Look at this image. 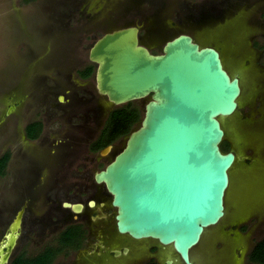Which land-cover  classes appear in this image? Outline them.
I'll use <instances>...</instances> for the list:
<instances>
[{
	"label": "rangeland",
	"instance_id": "1",
	"mask_svg": "<svg viewBox=\"0 0 264 264\" xmlns=\"http://www.w3.org/2000/svg\"><path fill=\"white\" fill-rule=\"evenodd\" d=\"M201 14L210 18L201 21ZM133 25L140 27L142 42L156 54L182 33L201 45L218 47L228 71L242 82L240 109L225 121L226 141L230 151L248 159L233 172L225 219L206 232L202 244L192 250V259L209 264L208 256L218 249L221 259L235 260L240 251L245 257L264 239V0H0V157L8 152L12 159L0 177V242L19 202L39 197L46 172L38 153L50 145L27 143L24 127L39 120L46 139L70 141L65 148L55 146L58 152L70 153L62 156L63 162L74 163H60L59 175L91 162L95 156H88L92 139L87 138L103 128L100 124L115 107L105 97L88 100L85 91L97 92L95 76L82 82L74 69L80 61L89 63L91 48L105 33ZM60 96L65 97L62 104ZM149 100L133 103L145 114ZM15 102L16 108L6 115ZM127 137L114 144L107 162L122 151ZM16 149L26 156L17 155ZM49 182V187L58 183L53 178ZM241 222L234 233L230 226ZM32 238L19 242L12 260L41 252L56 244L57 237L47 232ZM170 249H164V255L180 261ZM74 259L61 255L54 264H73Z\"/></svg>",
	"mask_w": 264,
	"mask_h": 264
},
{
	"label": "water",
	"instance_id": "2",
	"mask_svg": "<svg viewBox=\"0 0 264 264\" xmlns=\"http://www.w3.org/2000/svg\"><path fill=\"white\" fill-rule=\"evenodd\" d=\"M89 59L97 68V93L109 105L150 98L141 126L96 174L117 209L118 232L156 240L184 264H195L192 250L225 219L233 172L248 159L222 150L229 138L225 121L240 109V78L228 71L217 47L201 45L188 33L167 41L161 54L151 53L136 25L104 34ZM64 207L76 213L83 209L81 204ZM25 213V208L16 213L0 242V264L12 261Z\"/></svg>",
	"mask_w": 264,
	"mask_h": 264
},
{
	"label": "flooded vegetation",
	"instance_id": "3",
	"mask_svg": "<svg viewBox=\"0 0 264 264\" xmlns=\"http://www.w3.org/2000/svg\"><path fill=\"white\" fill-rule=\"evenodd\" d=\"M198 18H204L201 20L203 21L207 19L208 16L201 14V16ZM194 40L198 42L195 38ZM142 44L146 46L151 51V53L155 54L151 46L144 42H142ZM218 50L220 51V49ZM76 65L77 64L75 63V66ZM89 66L94 67V73L89 78H83L82 72H84ZM95 69H97L96 65L93 64L89 59L88 64L84 63V61H80L74 70L77 72V77L80 81L89 82L93 76H95L96 79ZM96 93L94 94L93 91L89 90L85 91V94L88 95L86 96L88 100H96L97 102L98 99L101 101V98L103 97L99 95V93ZM60 97H58V101L62 104L65 101V97L63 96V102L60 101ZM17 104L18 103L15 102V104H11L9 108L12 106L16 108ZM51 106L53 108L55 107L53 104H51ZM8 114L9 111H7L6 115ZM108 116L104 118L102 124L99 123L100 125H103V128ZM35 123L41 124V131L38 133V136L35 139H32L28 134V126ZM24 128V138L27 143H41L43 146L45 144H49L50 147L47 145L48 148H44V150H41L38 153L41 161L40 163L46 165V172H44V175L41 178L43 188L40 187L39 189L38 187L36 190L37 195L39 189V197L37 195L35 198H26L24 201H20L18 204V210L16 213L22 208L26 209L22 235L19 240L20 244L23 241L26 242L30 239L32 240V236L34 234L41 236L43 233L46 234L49 232L51 235L55 234L57 237L55 242L56 244L52 245L51 247L54 249L61 248L63 250L62 253H60L62 256L72 255V257L75 258L73 264H184L180 257H178L180 259L179 262L177 258H167V256L164 255L165 251H163L166 248L160 245L156 240H136L128 234H120L118 232L116 220L117 209L112 206V200L109 202L107 199V196L111 195L105 185L97 184L96 182V174L104 170L112 161L111 160L107 162V157L111 154L115 144H112V150L105 157L101 155V151L105 148L99 150L98 152L92 150V144L98 139L103 128H101V130L95 134L92 133L89 138H87L88 140L92 139L91 145L89 146L90 154L88 156H91V154L95 156L90 160L91 162H89V160V163L83 161L77 165V168L74 172L71 171L70 174H68L69 170L68 172L63 171L62 176L59 175L58 172L62 167L60 163L65 164L68 162L70 166H74V163L70 164V161L63 162V157L69 156L70 153H65L63 151L58 152L56 151L55 146L58 147L60 146L59 144H61V146L65 148V145L66 147L69 146L70 141H63L58 138L52 140L46 139L44 124L39 120L29 122ZM17 152V155L19 156H26V154H24L23 150L21 149L17 150ZM97 153H99V155ZM6 154H9V160L7 162L3 176L6 175L9 164H11L12 160L11 154L8 152L4 153L0 159ZM248 162L250 163V161ZM53 170H56L54 173L55 177H52L54 176ZM37 171H39V169H37ZM30 175L32 176V174ZM52 178L54 181H56V183H58H54L49 187V181H52ZM61 182H64L63 186L60 184ZM92 201L94 202V206L90 205ZM64 203L81 204L83 209L80 213H76V211L74 212L72 208H65ZM35 208H38L40 212L34 210ZM114 210H116V212H114ZM242 223L243 222L239 224H232L230 229H239V226ZM70 230L74 231V234L76 235L74 242L77 243L80 241V247L78 249L73 250L70 249V245L63 246L60 243V235L64 232L68 235ZM46 247L49 246H44L43 250ZM117 251L120 252V255H116L115 252ZM216 251L217 252L212 251V253L208 256L207 262L209 264H254L253 262L250 263L249 256L251 252L245 257L244 254L241 253V255L237 254V259L227 260L223 257L221 259L220 256H217L219 254V249ZM193 261L195 264H199L194 259Z\"/></svg>",
	"mask_w": 264,
	"mask_h": 264
},
{
	"label": "trees",
	"instance_id": "4",
	"mask_svg": "<svg viewBox=\"0 0 264 264\" xmlns=\"http://www.w3.org/2000/svg\"><path fill=\"white\" fill-rule=\"evenodd\" d=\"M25 1L28 2L29 0ZM93 73L94 67L89 66L84 72H82V76L83 78H89ZM142 114L143 111L133 102L121 107H115L110 112L100 136L92 144V150L98 152L99 150L116 143L122 137L129 136L135 130L136 125L144 118ZM40 127V123L30 124L28 126L29 137L35 139L41 131ZM222 150L225 153L230 151L229 143L227 141L222 145ZM8 160L9 154H6L0 159V176L4 175ZM74 239H76V235L74 234V231L71 230L68 232V235L64 232L59 238L61 245H70V249L73 250L80 247V241L76 243L74 242ZM62 251L61 248L54 249L50 246L46 247L36 255H20L14 258L10 264H53ZM249 259L250 263L264 264V239L256 243L250 253Z\"/></svg>",
	"mask_w": 264,
	"mask_h": 264
},
{
	"label": "bare ground",
	"instance_id": "5",
	"mask_svg": "<svg viewBox=\"0 0 264 264\" xmlns=\"http://www.w3.org/2000/svg\"><path fill=\"white\" fill-rule=\"evenodd\" d=\"M171 250V249H170ZM174 262V261H173ZM178 262H179V260H178ZM179 264V263H178Z\"/></svg>",
	"mask_w": 264,
	"mask_h": 264
}]
</instances>
